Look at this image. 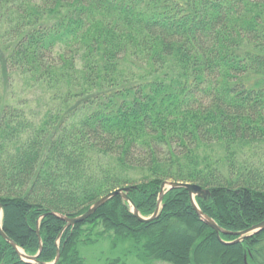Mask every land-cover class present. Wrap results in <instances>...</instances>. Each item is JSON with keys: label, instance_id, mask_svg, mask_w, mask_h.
Returning a JSON list of instances; mask_svg holds the SVG:
<instances>
[{"label": "trees", "instance_id": "trees-1", "mask_svg": "<svg viewBox=\"0 0 264 264\" xmlns=\"http://www.w3.org/2000/svg\"><path fill=\"white\" fill-rule=\"evenodd\" d=\"M0 203L5 235L38 262L87 264L81 248L128 242L106 264H264V0H0ZM31 90L28 100L14 84ZM38 228V234L36 233ZM0 264L23 261L0 236Z\"/></svg>", "mask_w": 264, "mask_h": 264}, {"label": "water", "instance_id": "water-1", "mask_svg": "<svg viewBox=\"0 0 264 264\" xmlns=\"http://www.w3.org/2000/svg\"><path fill=\"white\" fill-rule=\"evenodd\" d=\"M176 188L186 189V191L189 195V198H190V202H191L193 208L195 209L196 213L198 214L199 218L206 225H208L209 227H211L214 230V232L218 238H219V233L237 236L236 239L229 242V243H236V242H240V241L244 240L245 238H248V237L264 230V220H262L261 222H259L257 224L250 226L249 228H247L245 230L238 231V232H231V231H226V230L222 229L221 227H219L217 225V223L212 218H210L209 216L204 214L199 209L198 205L195 202V199H194L195 196L204 198L209 193V190L207 188H202L201 186H199L198 184H195V183L181 182V181H164L161 183L158 198H157L156 208H155L153 214L149 217L141 216L139 214L137 208L135 207L134 203L129 198L128 193L131 190L130 186H124V187L116 188V189L108 192L107 194L103 195L98 200H96L84 213H82L78 216L67 217V216H64L61 214H57V213H55V215L66 222V225L64 228H66L68 226H73L74 224L82 222L85 219H87L89 216H91L99 207H101L110 198H112L114 196H119V197H121L122 200L129 203V205L131 207V212L137 217V219L139 221L148 222V221L155 219L158 216L164 194L167 191H169L171 189H176ZM1 219H2V205L0 203V236L2 238H4L14 248V250L16 251L18 256L23 261L28 262V263L45 264V263L37 261V257L41 251V241H40L39 251L37 254H35L33 256L25 254L22 249H20L17 245H15V243L13 241H11L5 235V233L2 230ZM36 233L38 234V228H36ZM58 257H59V255H58V249H57L56 258L50 264H54L57 261Z\"/></svg>", "mask_w": 264, "mask_h": 264}, {"label": "rangeland", "instance_id": "rangeland-1", "mask_svg": "<svg viewBox=\"0 0 264 264\" xmlns=\"http://www.w3.org/2000/svg\"><path fill=\"white\" fill-rule=\"evenodd\" d=\"M19 83L14 84V89L12 94L15 96H22L28 100L35 98L31 90L22 89ZM6 84L0 82V92L9 91ZM252 160L257 165H262L264 168V147H260L252 153ZM112 240L109 237H104L99 239L96 243L88 246H83L81 248L82 255L84 256L87 264H106L108 259L115 258L116 256L123 255L128 248V242L118 243L116 247L112 246ZM126 264H169L157 260H149L148 262H142L137 259L134 255H126Z\"/></svg>", "mask_w": 264, "mask_h": 264}]
</instances>
